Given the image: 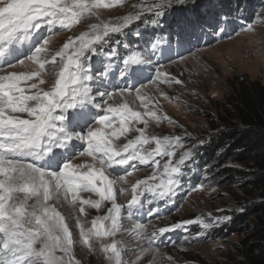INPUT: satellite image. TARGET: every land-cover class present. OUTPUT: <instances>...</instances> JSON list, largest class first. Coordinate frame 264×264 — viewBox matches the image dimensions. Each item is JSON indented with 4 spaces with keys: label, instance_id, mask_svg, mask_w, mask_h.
Instances as JSON below:
<instances>
[{
    "label": "snow or ice",
    "instance_id": "6c2138e0",
    "mask_svg": "<svg viewBox=\"0 0 264 264\" xmlns=\"http://www.w3.org/2000/svg\"><path fill=\"white\" fill-rule=\"evenodd\" d=\"M122 3L0 0V60L15 45L27 43L30 54L8 62L7 67L14 69L25 60L34 66L30 71H3L0 65V264H82L75 252L77 245L95 251L97 242L110 264H125L126 245L116 238L124 231V205L117 202V196L130 191L127 208L130 213L142 212L145 200L150 206L166 201L182 187V166L194 159L195 148L184 150L178 135L149 136L146 129L149 120L175 123L166 114L158 115L159 101L148 94V85L172 100L160 85H182L184 81L152 59L158 42L151 43V51L137 44L135 50L128 46L123 53L119 45L109 49L104 45L110 34H122L139 21L143 11L159 17L153 24L160 26L166 11L185 0H154L146 9L116 22L100 19L97 10ZM92 18L98 22L87 23L86 30L68 36L59 47H50L53 35L43 36L45 30L50 34L57 27L72 30ZM188 27L204 31L198 21ZM240 30L253 32V24ZM186 31L177 25L169 34V46L173 36L176 45L183 46ZM219 31L222 34L224 28ZM133 93L140 101L138 106L128 100ZM77 148L78 156L90 157L92 163H75ZM139 166L150 168L151 173L130 183L128 177ZM117 168L124 174H116ZM128 184L130 189L124 187ZM81 193L98 198H84ZM105 202L111 206L104 215L95 216L89 227L81 218L87 209L100 210ZM63 205L71 212L63 213ZM148 213H153L151 207ZM73 214L74 225L70 223ZM230 219L228 215L211 221L196 217L150 233L137 224L133 231L147 246L132 264L149 253L158 254L153 245L167 232L192 223L210 229ZM73 228L79 230V239Z\"/></svg>",
    "mask_w": 264,
    "mask_h": 264
},
{
    "label": "rangeland",
    "instance_id": "374dc122",
    "mask_svg": "<svg viewBox=\"0 0 264 264\" xmlns=\"http://www.w3.org/2000/svg\"><path fill=\"white\" fill-rule=\"evenodd\" d=\"M153 2L154 0H123V3L115 8L99 9L97 12L101 20L116 22L131 12L141 8L146 9ZM155 2L158 3L159 0H155ZM227 3L229 10L224 9ZM134 5L135 7H133ZM242 5L241 0H185L183 5L177 4L173 9L166 11V15L158 28L157 25L153 24V21L160 18L145 10L141 13V19L133 22L122 34H110L108 38V41L116 40L113 43V48H115L121 40L132 42L135 38L145 37L144 33L150 31L151 26L158 30L163 28V25L173 29L177 25H182L187 29L185 37L190 39L197 30L200 31L199 28L193 30L188 27L194 21L203 24L204 30L210 31L212 34L211 41L207 44H198L192 48L182 55L183 60L178 58L162 64L167 72L182 79L184 83L172 86L160 85L168 96L174 98L172 100L161 97L155 91L154 85H148V94L153 95L159 101L158 115L166 114L175 123L170 124L167 120L156 123L149 120L146 129L149 136H180L185 146L184 150L195 148V156L191 162L195 161L196 164L197 157H201L207 168L202 175H199V184L195 187L196 190L184 192L178 207L165 217H147L149 213L143 214L142 212L130 213L127 208L130 191L123 196H117V202L124 205L121 210L124 231L118 234L116 238L122 239L126 245L127 250L123 255L125 264H132L136 257L141 255V248L147 246V241H138L133 231L137 224H143L150 233L159 227L194 220L196 217L205 221H211L217 216L228 215L231 217L229 221L214 225L209 230L196 223L198 226L196 230L189 231L184 235V238L165 245H162L163 243H160V246L154 244L153 248L158 247V254L152 252L144 255L137 264H238L242 258L241 250L250 243V225L252 222L246 219L244 212V201L248 196L245 198L244 192L240 190L239 184L243 175L237 171L241 166L223 157L224 148L218 142L210 144L214 138V129L211 125H215L217 121L218 110L230 89L231 80L237 76H246L264 84V23H262L264 21V0H260L256 4H248L251 6L249 22L253 24V32L241 31L240 29L245 26L243 25L233 29L229 26L228 29L232 30L230 34L224 32L221 34L219 31L220 38L217 34L220 22L224 20L220 14H226L228 11L241 13L245 7ZM89 22L96 23L98 21L92 18L90 21L76 25L72 30H60L57 27L52 34L45 30L43 36L53 35L50 47L56 48L68 36L86 30V25ZM146 23L149 25L144 26ZM144 28L146 29L143 30ZM137 33L140 34L139 37H137ZM118 39L120 40L118 41ZM25 45L27 43L23 46L15 45L4 59L0 60L3 71H30L34 67L27 60H25L24 65L17 64L14 69L7 67L8 62H16L18 59L27 56L24 54L30 49H28V45L25 48ZM104 48L107 49L106 44ZM95 63L96 59L93 60V64ZM128 100L134 105H140V101L135 99V93L130 95ZM74 151L77 152L75 163H92L90 157L81 158L78 156V148ZM179 151L177 150L178 154ZM174 158H178V155ZM186 164L187 168L190 169V162H186ZM201 169L203 170L202 167ZM129 171L133 170L129 169ZM185 172V170L182 171V173ZM150 173V168L139 166V170L133 171L128 180L130 183H134L137 179H143ZM116 174L124 173L121 168H117ZM124 187L130 189V184L124 185ZM81 195L84 198H98L91 193H81ZM110 206V202H105L100 210L89 208L87 215L81 219L86 220L90 227L91 220L97 215H104L107 207ZM147 206H149L148 203H146ZM60 210L65 214L71 212L67 205H63ZM142 215L144 216L142 217ZM234 216L236 218H233ZM136 217L139 218L135 219ZM70 223L75 224L74 214ZM206 230L209 232L203 236L201 232ZM73 231L76 233V238L79 239V230L73 228ZM95 248V251H89L82 244H78L75 248L77 258L81 260L82 264H110L105 259L104 254L99 251L98 242ZM167 257L172 259L169 260Z\"/></svg>",
    "mask_w": 264,
    "mask_h": 264
},
{
    "label": "trees",
    "instance_id": "16d2710c",
    "mask_svg": "<svg viewBox=\"0 0 264 264\" xmlns=\"http://www.w3.org/2000/svg\"><path fill=\"white\" fill-rule=\"evenodd\" d=\"M241 1L245 6L241 14L249 22L251 6L248 4L260 0ZM224 7L229 10L228 3ZM232 13L226 14L231 16ZM166 28L171 32L175 30ZM115 41H108L106 46L112 47ZM230 84L217 121L211 125L214 138L210 144L218 142L224 148L223 157L241 166L237 170L243 175L239 186L245 198L248 196L244 212L252 223L250 243L241 250L238 264H264V84L246 76H237ZM199 165L204 172L207 166L201 157Z\"/></svg>",
    "mask_w": 264,
    "mask_h": 264
},
{
    "label": "bare ground",
    "instance_id": "6f19581e",
    "mask_svg": "<svg viewBox=\"0 0 264 264\" xmlns=\"http://www.w3.org/2000/svg\"><path fill=\"white\" fill-rule=\"evenodd\" d=\"M28 49H29V47H28ZM28 54H30V50H27L24 55H28Z\"/></svg>",
    "mask_w": 264,
    "mask_h": 264
}]
</instances>
